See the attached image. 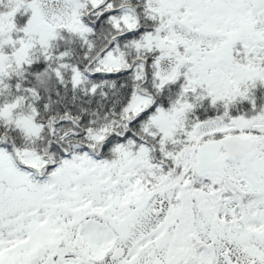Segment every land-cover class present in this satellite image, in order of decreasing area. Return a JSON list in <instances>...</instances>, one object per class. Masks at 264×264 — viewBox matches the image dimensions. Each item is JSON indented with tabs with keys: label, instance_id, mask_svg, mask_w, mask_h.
I'll list each match as a JSON object with an SVG mask.
<instances>
[{
	"label": "snow or ice",
	"instance_id": "6c2138e0",
	"mask_svg": "<svg viewBox=\"0 0 264 264\" xmlns=\"http://www.w3.org/2000/svg\"><path fill=\"white\" fill-rule=\"evenodd\" d=\"M0 264H264V0H0Z\"/></svg>",
	"mask_w": 264,
	"mask_h": 264
}]
</instances>
